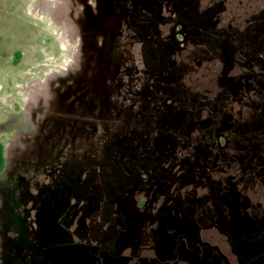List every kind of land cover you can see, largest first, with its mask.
<instances>
[{
  "label": "flooded vegetation",
  "instance_id": "obj_1",
  "mask_svg": "<svg viewBox=\"0 0 264 264\" xmlns=\"http://www.w3.org/2000/svg\"><path fill=\"white\" fill-rule=\"evenodd\" d=\"M198 1L92 2L95 6L113 7L109 16L106 15L108 33L124 40V49L136 68L130 74L143 77L139 83L141 88L153 92L152 96H142L144 101L151 98L147 101L155 109L154 126L148 133H136L131 143L125 139L131 132L125 119L123 124H117L124 129L120 134L118 128L113 130L115 98L111 99L107 111L111 112V135L116 137L108 142L111 147L106 167L111 169L112 176L116 177L119 172L124 178L123 184L114 186L120 190L113 191L125 198V205L134 203L139 195L147 196L148 206L143 211H147V216L153 214L147 218L148 227L153 218L155 229L141 228L136 235L141 236V241L125 243L119 254L114 251L110 237L100 236L112 228L107 217L121 216L117 212L106 213L108 196L101 201L91 197L84 207L79 206L78 197L68 201L65 196H51L44 204L34 197L35 205L29 207L36 221L32 220L33 226L26 229L28 245L33 242V247L41 251L53 245L51 249L60 252L57 256H63L67 249L72 253L82 251L87 243L82 238L85 234L94 249V264H103L102 261L106 264H264V47L256 48L251 38L241 41L239 26L231 29L229 24L225 29L222 12L226 0H202L201 7ZM155 7L159 8L158 18L151 19ZM199 9L201 23L191 16ZM166 11L171 14L164 20ZM261 12L264 13V3H261ZM258 16L255 13L246 20V31L251 34L264 33V28L260 31L257 27ZM165 25L171 28L168 32L164 30ZM194 29L199 33L205 31V48L201 54L190 46ZM231 39L229 43L234 49L225 55L226 41ZM162 44H168L167 69L147 57L149 51V56H157ZM209 54L219 63L213 86L205 84L194 91L192 85L181 83L178 78L195 69L187 64H194L198 71L204 59L207 78ZM233 62L239 65L235 73H232ZM233 105L242 108V113L235 111ZM250 110L247 120L235 118L245 112L250 114ZM120 136L122 140L114 148L113 143ZM46 150L40 156L38 152L36 158L29 157L23 172L39 170L42 173L54 166L53 159H60L59 151L53 146ZM115 160H118L117 167L113 165ZM91 170L96 175L100 173L96 167ZM199 188H202L201 194ZM3 203H7L5 197L0 199V213L19 209L15 197L10 198V205ZM164 205L171 207L169 223L163 222V216L165 219L167 215ZM81 212L83 216L79 217ZM130 218L132 215L122 214V219ZM66 219L78 224L77 236L73 231L64 234ZM163 225L165 229L161 228ZM82 228L84 232L80 231ZM52 229L49 243L47 236ZM18 236L11 238L14 243ZM14 248L15 264H34L30 250L17 245ZM81 261L79 258L77 263L82 264Z\"/></svg>",
  "mask_w": 264,
  "mask_h": 264
},
{
  "label": "rangeland",
  "instance_id": "obj_2",
  "mask_svg": "<svg viewBox=\"0 0 264 264\" xmlns=\"http://www.w3.org/2000/svg\"><path fill=\"white\" fill-rule=\"evenodd\" d=\"M92 2L93 0H0V199L5 197L7 203L2 205H10V198L15 197L19 207L18 210L13 208L12 211L0 213V264H15L12 259L16 245L25 247L26 251L30 250V259H33L34 264H78L79 258L82 259V264H94V249L88 241L90 238L85 234H82V238L87 243L83 250L72 253L67 249L63 256H57L60 252H54L51 249L53 245L41 251L30 242V248L26 229L33 226L32 220L36 221L33 219V209L29 207L35 205L34 197L39 198L41 204L47 203V198L51 196H65L68 201L72 197H78L80 203L72 206L79 203V206L84 207L91 197L101 201L108 196L106 213L112 211L121 216L113 214L112 218L107 217L112 228L100 236L110 237L114 251L119 254L123 252L121 248L125 243L141 241V236H136L141 228L155 229L153 218L148 227L150 220L147 218L153 214L147 216V211H143L148 206L147 196L139 195L134 203L125 205V198L113 191L120 190L114 186L123 184L124 178L119 172L116 177L112 176L111 169L106 167L108 149L111 147L108 142L116 137L111 135V112L107 111L111 99L115 98L113 115L116 124L113 130L118 128L117 133L120 134L124 129L117 127V124H123L125 119L132 132L125 139H130L127 142L131 143L136 133H148L154 126L155 109L147 101H151V98L147 97L144 101L142 96H152L153 92H149L148 88H141L139 83L143 77L134 76L133 72L130 74L136 68L124 49V40L108 33L110 26L106 15L109 16L113 7L95 6ZM202 3V0L198 1L200 7ZM261 3L264 0H226L225 10L222 12L225 29H228L229 24L231 29L239 26L241 41L251 38L256 48L264 47V33L260 35L258 31L251 34L249 30L246 31L245 25L247 18L257 13V27L260 31L263 30L264 13L261 12ZM36 4L42 8L35 13L33 8ZM158 12L159 8L155 7L151 19L158 18ZM168 12H164V20L166 17L169 19L171 12ZM192 15L195 16L194 20L202 22L200 9ZM170 29L165 25V31ZM195 30L190 46L201 54L202 48H205V31L199 33ZM232 40L226 41L225 55L234 49V45L229 43ZM160 48L161 52L157 56H149V51L147 57L157 65L160 62L167 69L165 52L168 44H162ZM209 55L210 74L207 78L205 79L204 59L203 67L198 71L194 64H187V67L195 69L179 77L181 83L192 85L194 91L205 84L212 87L219 63ZM224 58L227 59V56ZM232 66V73L237 72L239 65L233 62ZM233 106L235 111L240 110L242 113V108ZM245 113L241 116L247 117L235 118L247 120L251 116V110L250 114ZM121 140L122 136L114 141L113 147L116 144L119 146ZM50 146L56 152L59 151L60 159H53L56 162L54 166L42 173H38L39 170L23 172V166L28 164L29 157H38V152L39 156L42 155ZM116 164L118 160L113 162L114 166ZM94 167L100 171L97 175L91 170ZM144 173L147 174L146 171ZM201 190L199 188L200 194ZM103 204L100 203L102 206ZM164 206L163 210L167 215L165 219L163 216V222L169 223V218L172 217L171 207ZM71 210L72 208L68 211ZM122 214H130L132 218L124 220ZM82 216L83 212L79 217ZM143 218L146 220H141ZM26 220H29L28 227ZM65 221L64 234L73 231L76 235L78 224L74 225L69 219ZM161 228L165 229L164 225ZM84 230L80 229L82 232ZM52 233L53 229L47 236L49 243ZM162 234L165 235V232ZM17 236V242L14 243L15 240L12 239ZM6 243L9 246H5ZM16 254L20 259L19 251ZM102 263L106 264L104 261Z\"/></svg>",
  "mask_w": 264,
  "mask_h": 264
},
{
  "label": "bare ground",
  "instance_id": "obj_3",
  "mask_svg": "<svg viewBox=\"0 0 264 264\" xmlns=\"http://www.w3.org/2000/svg\"><path fill=\"white\" fill-rule=\"evenodd\" d=\"M40 8H42L41 6H39L38 4H36L35 6H34V11H35V13L40 9ZM33 11V10H32Z\"/></svg>",
  "mask_w": 264,
  "mask_h": 264
}]
</instances>
